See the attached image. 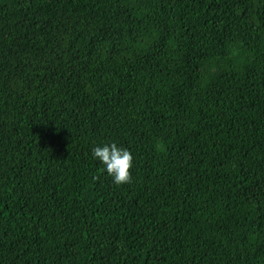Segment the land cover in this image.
Here are the masks:
<instances>
[{"label":"trees","instance_id":"16d2710c","mask_svg":"<svg viewBox=\"0 0 264 264\" xmlns=\"http://www.w3.org/2000/svg\"><path fill=\"white\" fill-rule=\"evenodd\" d=\"M0 264H264V0H0Z\"/></svg>","mask_w":264,"mask_h":264},{"label":"clouds","instance_id":"9594fccd","mask_svg":"<svg viewBox=\"0 0 264 264\" xmlns=\"http://www.w3.org/2000/svg\"><path fill=\"white\" fill-rule=\"evenodd\" d=\"M91 157L102 166V170L116 186L127 184L131 179L133 154L116 142L96 145L91 149Z\"/></svg>","mask_w":264,"mask_h":264}]
</instances>
